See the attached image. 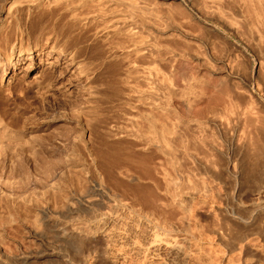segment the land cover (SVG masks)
<instances>
[{
    "label": "rangeland",
    "instance_id": "374dc122",
    "mask_svg": "<svg viewBox=\"0 0 264 264\" xmlns=\"http://www.w3.org/2000/svg\"><path fill=\"white\" fill-rule=\"evenodd\" d=\"M0 264H264V0H0Z\"/></svg>",
    "mask_w": 264,
    "mask_h": 264
},
{
    "label": "bare ground",
    "instance_id": "6f19581e",
    "mask_svg": "<svg viewBox=\"0 0 264 264\" xmlns=\"http://www.w3.org/2000/svg\"><path fill=\"white\" fill-rule=\"evenodd\" d=\"M151 132H152V135H153V137H151V138H149V142H148V144H147V146H149V147H153L154 148V146H156L155 145V135H156V131H155V127L152 125L151 126ZM110 147H113V148H115V147H117V146H115L114 144H111V146ZM159 165H161L162 166V164H159ZM111 168V172H115V173H118V174H121L123 177H131L133 174H132V172H131V170L130 169H128V168H121V166H116V167H113V166H111L110 167ZM161 168H163V167H161ZM161 168H159V169H161ZM118 171V172H117ZM165 171V170H164ZM159 172H161V171H159ZM162 172H163V170H162ZM166 172L167 171H165V174H166ZM159 174V173H158ZM168 174V173H167ZM161 175V174H160ZM164 177L165 176H167V175H163ZM153 179H155V177H153ZM163 179H165V178H163ZM166 180V179H165ZM156 181V180H155ZM154 181L152 180V183H153ZM158 182V181H157ZM154 185H156L155 184V182L153 183ZM167 186V185H166ZM102 185L100 184V183H95L94 185H93V187L90 189L91 191H90V194H93V195H97L98 197H101V199L103 198V197H106V194L108 195V193H110L111 191L109 190V189H104V190H102ZM152 187V186H151ZM158 187V186H157ZM153 188V187H152ZM154 188H156V186H154ZM168 188V187H167ZM158 190H159V188H158ZM167 190V189H166ZM78 192H80L81 193V191L79 190ZM166 192V191H165ZM168 192V191H167ZM82 193H84V192H82ZM76 194H78V193H76ZM89 194V195H90ZM113 196H115L114 194H112ZM78 196V195H77ZM111 196V195H110ZM112 196V197H113ZM88 197V196H87ZM91 197V196H90ZM100 199V198H99ZM99 199L97 198V200L99 201ZM89 200V199H88ZM85 197L84 198H82V197H79V199H78V204H79V208L77 207V211L76 212H79L80 211V213L81 212H83V213H86V214H88V216H89V218H90V220H91V223H93V225H96V226H99V227H102V225H103V223L105 222V220L107 219L106 218V216H104V215H99V214H97V215H95L94 214V212L97 210L96 208H99L100 206H99V202L98 201H88ZM104 200H106V198L104 199ZM103 200V201H104ZM99 204H98V203ZM101 202V201H100ZM102 205V204H101ZM67 207V206H66ZM70 208H71V206H69ZM70 208H67V211L68 212H70ZM72 210V209H71ZM91 211V213H89ZM100 211H101V209H100ZM79 214V213H78ZM104 214V213H103ZM85 215V214H84ZM78 216V215H77ZM83 216V215H82ZM81 217V216H80ZM85 217H86V215H85ZM82 218V217H81ZM88 218V219H89ZM87 219V220H88ZM89 225H90V223H89ZM98 227V228H99ZM94 228V227H93ZM100 229V228H99ZM83 230V229H82ZM80 231H81V229H80ZM90 232L92 231V230H89ZM105 231V230H104ZM85 233H86V231H85ZM89 233V232H88ZM90 234V233H89ZM102 234V233H101ZM96 235V234H95ZM105 235V234H104ZM83 236V235H82ZM94 236V235H93ZM86 237V236H85ZM92 237V236H91ZM102 237V236H101ZM104 238V237H103ZM107 238V237H106Z\"/></svg>",
    "mask_w": 264,
    "mask_h": 264
}]
</instances>
